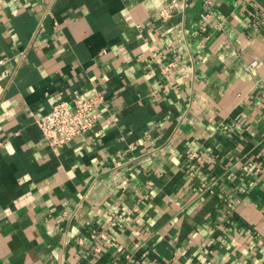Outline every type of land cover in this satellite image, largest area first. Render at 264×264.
<instances>
[{"label": "crops", "instance_id": "1", "mask_svg": "<svg viewBox=\"0 0 264 264\" xmlns=\"http://www.w3.org/2000/svg\"><path fill=\"white\" fill-rule=\"evenodd\" d=\"M173 1L0 0V264H264V0Z\"/></svg>", "mask_w": 264, "mask_h": 264}, {"label": "built area", "instance_id": "2", "mask_svg": "<svg viewBox=\"0 0 264 264\" xmlns=\"http://www.w3.org/2000/svg\"><path fill=\"white\" fill-rule=\"evenodd\" d=\"M205 3L207 7L211 5L209 0H205ZM179 6L181 5L177 0L168 4L162 11L163 18H170L175 8ZM6 62L7 59L0 60V66L5 65ZM256 65L257 61H253L247 65V68L252 70ZM103 102L102 93L93 90L86 96L76 95L70 102L55 103L50 112L37 119L43 140L52 149L61 150L77 137L91 132L103 118Z\"/></svg>", "mask_w": 264, "mask_h": 264}]
</instances>
